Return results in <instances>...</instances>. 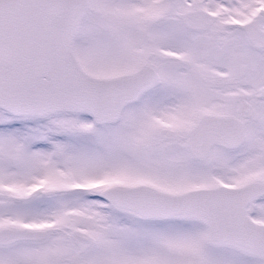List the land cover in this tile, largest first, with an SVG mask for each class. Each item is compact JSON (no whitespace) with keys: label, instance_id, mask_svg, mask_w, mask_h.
<instances>
[{"label":"snow or ice","instance_id":"snow-or-ice-1","mask_svg":"<svg viewBox=\"0 0 264 264\" xmlns=\"http://www.w3.org/2000/svg\"><path fill=\"white\" fill-rule=\"evenodd\" d=\"M0 264H264V0H0Z\"/></svg>","mask_w":264,"mask_h":264}]
</instances>
